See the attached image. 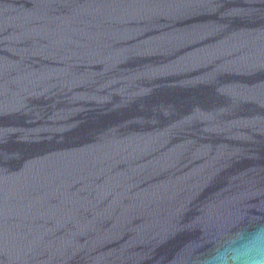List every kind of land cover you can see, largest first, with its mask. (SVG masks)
<instances>
[{
    "label": "water",
    "instance_id": "water-1",
    "mask_svg": "<svg viewBox=\"0 0 264 264\" xmlns=\"http://www.w3.org/2000/svg\"><path fill=\"white\" fill-rule=\"evenodd\" d=\"M264 204V0H0V264H186Z\"/></svg>",
    "mask_w": 264,
    "mask_h": 264
},
{
    "label": "clouds",
    "instance_id": "clouds-1",
    "mask_svg": "<svg viewBox=\"0 0 264 264\" xmlns=\"http://www.w3.org/2000/svg\"><path fill=\"white\" fill-rule=\"evenodd\" d=\"M186 264H264V204L243 210L210 243L197 245Z\"/></svg>",
    "mask_w": 264,
    "mask_h": 264
}]
</instances>
